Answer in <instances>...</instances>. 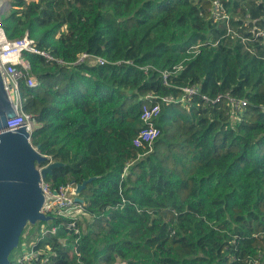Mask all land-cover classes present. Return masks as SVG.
Listing matches in <instances>:
<instances>
[{"label": "trees", "instance_id": "1", "mask_svg": "<svg viewBox=\"0 0 264 264\" xmlns=\"http://www.w3.org/2000/svg\"><path fill=\"white\" fill-rule=\"evenodd\" d=\"M214 1L2 10L9 38L28 34L61 61L25 52L39 84L20 82L32 144L63 163L45 182L95 178L76 227L63 216L25 227H58L37 238V264H264V0H218L219 16ZM82 53L105 63H74ZM187 86L199 88L187 104L170 99ZM228 97L247 104L236 111ZM156 107L161 136L136 147Z\"/></svg>", "mask_w": 264, "mask_h": 264}, {"label": "water", "instance_id": "2", "mask_svg": "<svg viewBox=\"0 0 264 264\" xmlns=\"http://www.w3.org/2000/svg\"><path fill=\"white\" fill-rule=\"evenodd\" d=\"M15 113L0 70V264H10V256L28 224L52 220L42 211L46 195L41 182L63 165L49 161V156L34 147L32 133L26 127L8 128ZM93 179L76 185L77 201H83L79 196Z\"/></svg>", "mask_w": 264, "mask_h": 264}, {"label": "built area", "instance_id": "3", "mask_svg": "<svg viewBox=\"0 0 264 264\" xmlns=\"http://www.w3.org/2000/svg\"><path fill=\"white\" fill-rule=\"evenodd\" d=\"M30 1V0H28ZM221 4L218 0L213 2V14L216 16L220 15ZM2 14V2L0 0V15ZM226 17V16H223ZM262 32H259V34ZM25 52H31L43 55L48 60H57L49 51L40 49L38 47L37 41L30 37L28 34L24 37L19 38H9L5 29L3 28L2 21L0 18V70L3 75L4 86L8 93L9 98L15 106L16 113L9 119L8 128L16 129L19 127H26L29 132H33L35 128L36 121L31 113L25 112L22 108L23 97L20 92V82L25 81L28 87H36L39 82L36 76L32 73L31 62L28 58L24 56ZM84 61H89L93 64L105 63V59L96 57L88 53H82L79 58L74 63H80ZM181 68V67H180ZM167 78V73L164 74ZM166 84L167 81H166ZM183 94L179 98H170L182 104H187L192 97V95L199 93V88L197 86H187L183 88ZM207 98L206 96H204ZM229 104L233 106L236 111H241L246 106L245 100H236L234 98L228 97ZM158 113V107L154 108L152 111H146L143 115L148 126L142 128L133 143L136 147H150L152 148L153 143L161 136V130L153 124L152 118ZM41 185L44 189L46 195V201L42 207V211L51 216H63L71 219V227H76V220L85 214L84 200L79 202L76 200V185L68 184L62 186L57 194L50 190L48 183L42 180ZM56 191V190H55ZM70 192V193H68ZM58 227L52 226L51 228L45 227L41 230L40 236H44L46 233H56ZM79 229H76V233ZM36 242L31 246H27V243H23V247H27V251L19 255L16 260L17 264H37L41 251L35 248ZM45 263L46 260L44 259Z\"/></svg>", "mask_w": 264, "mask_h": 264}, {"label": "rangeland", "instance_id": "4", "mask_svg": "<svg viewBox=\"0 0 264 264\" xmlns=\"http://www.w3.org/2000/svg\"><path fill=\"white\" fill-rule=\"evenodd\" d=\"M2 2V10L4 11L3 14L8 13L11 7V0H1ZM70 193V192H68ZM80 197V196H79ZM84 200V199H83ZM36 227V225H35ZM46 226L43 225L41 226V229L38 232H35L31 226H28L25 229L24 235H23V239H22V243H27V246H31L34 242H36L37 238L40 236L41 230L43 228H45ZM27 247H23V244H21L20 247H18V249L14 250L11 255V257L13 258V260H17L19 258V255H21L23 252L27 251Z\"/></svg>", "mask_w": 264, "mask_h": 264}]
</instances>
